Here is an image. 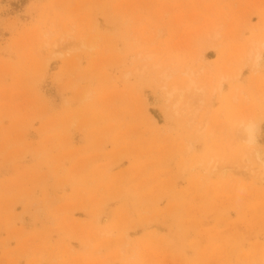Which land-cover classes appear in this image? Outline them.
Instances as JSON below:
<instances>
[{
	"label": "rangeland",
	"instance_id": "obj_1",
	"mask_svg": "<svg viewBox=\"0 0 264 264\" xmlns=\"http://www.w3.org/2000/svg\"><path fill=\"white\" fill-rule=\"evenodd\" d=\"M257 38L264 0H0V264H264Z\"/></svg>",
	"mask_w": 264,
	"mask_h": 264
},
{
	"label": "bare ground",
	"instance_id": "obj_2",
	"mask_svg": "<svg viewBox=\"0 0 264 264\" xmlns=\"http://www.w3.org/2000/svg\"><path fill=\"white\" fill-rule=\"evenodd\" d=\"M250 44L252 45L251 46V48H250V50H249V53H248V57L250 58V59H252L253 60V63L255 64V62L257 61V59H259L260 58V55H261V52H262V50L264 49V40H262V41H260L258 38L257 39H251V41H250ZM149 58V57H148ZM148 58H146V59H148ZM158 65V64H157ZM188 69V68H187ZM173 73H176L175 71H167V70H165V71H162L161 72V77L162 78H164L165 79V82L168 80V79H170L171 78V76H172V74ZM186 77H187V80H185V82L183 83V84H181V85H179V84H173L172 86H171V89H169L168 91V93H169V96H177V97H179V98H183L184 96H186L187 94H189L190 92H192V90H193V93H194V95H193V93H191V95H188V96H192L193 98H190V99H192V102L194 101L193 99H196L197 100V98H195L196 97V93H198L200 90L199 89H196V88H194V87H196V84H197V82L195 81V79L193 78V73L192 72H186V71H183L182 72ZM181 73V74H182ZM164 86V85H163ZM167 87V86H166ZM202 86H200V88H201ZM200 94H201V92H200ZM198 96H199V93L197 94ZM179 98H177V99H179ZM186 98H188L187 96H186ZM181 99H179L178 101H176V102H174V104H173V108H174V111H175V113H177V106H178V104H179V101L181 100ZM187 101V100H186ZM198 101V100H197ZM181 102V101H180ZM199 102V101H198ZM185 103H187V102H185ZM191 103V102H190ZM190 103H188V104H185L186 106L187 105H189ZM197 104H200V103H197ZM184 105V104H183ZM191 105V104H190ZM195 105H196V103H195ZM182 106V105H181ZM194 107V106H193ZM183 108V107H182ZM184 109V108H183ZM195 109V108H194ZM193 111V110H192ZM194 113V112H193ZM249 124V123H248ZM250 126H251V124L250 125H247V124H245V123H243L242 124V130H241V135L243 136V138L244 139H246L247 140V138H250V136H251V132H250ZM246 134H247V138H245L246 137ZM247 173H252V171H250V170H248L247 171Z\"/></svg>",
	"mask_w": 264,
	"mask_h": 264
}]
</instances>
